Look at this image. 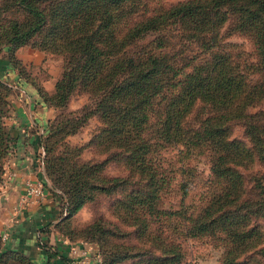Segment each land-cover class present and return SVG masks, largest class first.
I'll use <instances>...</instances> for the list:
<instances>
[{
	"label": "trees",
	"instance_id": "1",
	"mask_svg": "<svg viewBox=\"0 0 264 264\" xmlns=\"http://www.w3.org/2000/svg\"><path fill=\"white\" fill-rule=\"evenodd\" d=\"M233 34L249 40V52L223 42ZM34 38L39 49L63 58L49 98L53 107L63 108L73 91L89 98L85 114L57 115L40 143L44 174L62 199L59 234L94 244L98 264L127 258L185 264L172 230L159 219L177 217L183 238L226 242L221 264H250L255 253L264 259V172L236 168L253 158L264 165V110L250 111L264 103V0H0V54L9 58ZM7 89L0 83V182L11 140L4 126ZM88 115L99 121L88 144L104 158L82 161L75 147L55 151ZM239 122L247 143L230 137ZM200 146L209 152L211 179L198 205L186 202L180 164L176 209L159 207L173 184L157 158L160 150L180 157ZM110 160L122 166V176L100 174ZM95 193L116 194L112 204L123 211L118 224L124 230L95 224L89 238L75 236L68 220ZM106 234L134 242L106 245L102 253Z\"/></svg>",
	"mask_w": 264,
	"mask_h": 264
},
{
	"label": "rangeland",
	"instance_id": "2",
	"mask_svg": "<svg viewBox=\"0 0 264 264\" xmlns=\"http://www.w3.org/2000/svg\"><path fill=\"white\" fill-rule=\"evenodd\" d=\"M158 1L162 4H169L179 0H147L148 3H158ZM148 41L149 38H145L141 41V43H147ZM35 42H37L36 38H34L33 41H29L28 43L18 47L9 58L5 53L0 54V83H3V85L5 84L9 88L5 90V99L8 104L7 113H5L6 115L4 118V126L8 132V136L10 129H8V126L5 124V119L7 118L10 110V102L17 99H19L22 103H24L23 101H27V106L29 107L28 111L35 117H37L39 113H43L44 110L47 111V119H43V123L40 121L41 125L44 127V132L50 129L51 121H55L57 115L59 120L66 115L70 116L71 114L80 116L87 112V110L83 109L82 106L84 104L88 105L89 98L80 91H73L63 108L53 107V104L49 102V98L54 92V84L60 78L63 69V58L58 54L39 49ZM223 42L231 44L234 49L245 52L250 51V43L245 36L238 34L229 35L225 37ZM0 93L2 94L1 90ZM41 96L48 98L47 104L43 103ZM257 109L264 110V103H258L252 107L250 111L254 112ZM98 126L99 121L97 118L95 116L88 115L82 121V125L75 131V133L62 136V143L66 142V147L56 144L55 151H58L60 148L71 149L70 147H75L80 151V160L101 161L104 158V154H99L93 145L88 144ZM43 134H41L38 138L37 143L39 145V150L36 155L38 166L42 168L43 149L42 146H40V143L44 140V137L42 136ZM243 135L244 133L242 131L241 123H235L230 137L238 138L244 143H247V139ZM50 137L51 138L49 140H53V137ZM9 145H11V140ZM9 149L10 147L8 150ZM195 150L196 151H194L193 154L184 151L183 155H180V157L177 156L173 149L169 148L165 150L161 149L160 153H158L157 158L159 159L161 166L166 170L167 176L171 177V181L173 182L172 186H169L170 191L164 192L161 195L158 204L159 207L170 210L176 209L179 198L178 191L176 190L179 182L177 173L179 169L178 166L180 164L185 169L183 180L185 188L188 190L186 202H190L191 200L189 201V199L191 198L193 203L198 205L197 196L203 191L204 182L211 179V174L208 170L210 165L208 150L205 146H200ZM242 162L246 163L244 165L245 168L243 169L238 166H236V168L243 173H248V171L264 172V165H259L262 162L257 158L250 160L249 162L251 164H248L246 159ZM124 172L125 171L121 165L116 164L113 160H110L102 166L100 174L103 177H115L122 176ZM45 179L49 184V192L58 197L60 207L62 199H60L58 195L59 189L55 190L50 188V182L46 176ZM115 195L116 194L105 196L102 193H95L92 200L85 202L82 207L78 209L68 220L69 226L72 227L74 235L89 238L92 233L90 226L95 224L99 225L103 230L108 231L114 226H118V229L123 231L124 229H122L120 224H118V219L123 211H121L118 206L115 207L112 204L113 200L116 198ZM159 219L160 225L163 229L168 231L169 229L172 230L171 233L173 239L176 243H178L179 249L183 254V263L221 264L226 250V242L219 236L183 238L179 232L178 225L180 220L177 217L160 216ZM259 224L263 231V244L264 218L259 219ZM172 226H175V228L172 229ZM88 229H90L89 233ZM96 235L97 233L94 234V236ZM103 237L106 243L102 245V253L104 251L106 253L107 248H104L106 245L111 246L115 243L124 244L122 241H125V243L130 245L134 242L132 237H126L122 240L108 234ZM132 251L133 250L130 249L128 252ZM243 257L244 256L242 255L238 258V260ZM251 257L252 262H250V264L264 263V259H262L263 257L258 253L251 254ZM133 261L134 260L131 258H127L113 264H133Z\"/></svg>",
	"mask_w": 264,
	"mask_h": 264
},
{
	"label": "crops",
	"instance_id": "3",
	"mask_svg": "<svg viewBox=\"0 0 264 264\" xmlns=\"http://www.w3.org/2000/svg\"><path fill=\"white\" fill-rule=\"evenodd\" d=\"M23 102L11 101L5 119L11 145L0 182V264H97L94 244L71 242L55 227L59 200L49 192L36 160L38 138L44 133L41 122L48 113L44 110L35 117L28 111V102ZM26 181L42 183L40 198L23 199Z\"/></svg>",
	"mask_w": 264,
	"mask_h": 264
},
{
	"label": "built area",
	"instance_id": "4",
	"mask_svg": "<svg viewBox=\"0 0 264 264\" xmlns=\"http://www.w3.org/2000/svg\"><path fill=\"white\" fill-rule=\"evenodd\" d=\"M1 185V183H0ZM24 195L23 199H26L27 197H35V198H40L42 196V191H43V185L40 181H35V182H29L26 181L24 185ZM5 234H2V237H4ZM71 253H75L74 249H70ZM98 261V258H97Z\"/></svg>",
	"mask_w": 264,
	"mask_h": 264
}]
</instances>
